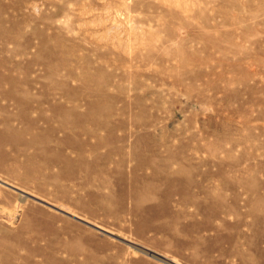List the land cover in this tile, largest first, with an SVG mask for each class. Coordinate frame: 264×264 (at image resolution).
Wrapping results in <instances>:
<instances>
[{
    "label": "rangeland",
    "instance_id": "374dc122",
    "mask_svg": "<svg viewBox=\"0 0 264 264\" xmlns=\"http://www.w3.org/2000/svg\"><path fill=\"white\" fill-rule=\"evenodd\" d=\"M0 264H264V0H0Z\"/></svg>",
    "mask_w": 264,
    "mask_h": 264
},
{
    "label": "water",
    "instance_id": "95a60500",
    "mask_svg": "<svg viewBox=\"0 0 264 264\" xmlns=\"http://www.w3.org/2000/svg\"><path fill=\"white\" fill-rule=\"evenodd\" d=\"M4 184H6V185H8V186H10V187H12V188H14L13 186H11V185H9V184H7V183H4ZM15 189H16V188H15ZM17 190H18V189H17ZM26 195H27V194H26ZM27 196L32 197V198H34V199H36V200H38V201H40V202H43V203H45V204H47V205H50V206L54 207L55 209H58L59 211H62V212L66 213V214H68V215H70V216H72V217L77 218L76 216H74V215H72V214H70V213H68V212H66V211H63L62 209L56 207L55 205H52L51 203H48V202H46V201H43V200H41V199H39V198H37V197L31 196V195H27ZM77 219H79V218H77ZM79 220H81V219H79ZM81 221H83L84 223H87V224L91 225L92 227H95V228H97V229L103 231L104 233H106V234H108V235H110V236H112V237H115V238H117V239H119V240H121V241H123V242H125V243H129V242L126 241L125 239H122V238H120L119 236H115L113 233H111V232H109V231H106V230H104V229H101V228H99V227H97V226H95V225H93V224H91V223H89V222H87V221H84V220H81ZM132 245H133V244H132ZM135 247L138 248V249H140V248L137 247V246H135ZM140 250H142V249H140ZM148 254H150V255H152V256L155 255V254L152 253V252H149ZM155 256H156V255H155ZM162 260H165V259H162Z\"/></svg>",
    "mask_w": 264,
    "mask_h": 264
}]
</instances>
